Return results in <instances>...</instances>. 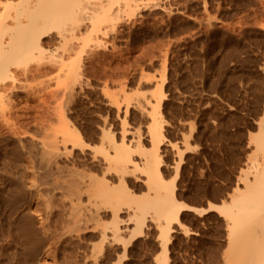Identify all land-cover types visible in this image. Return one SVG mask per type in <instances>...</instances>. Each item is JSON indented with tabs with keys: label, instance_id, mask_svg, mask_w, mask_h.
<instances>
[{
	"label": "rangeland",
	"instance_id": "1",
	"mask_svg": "<svg viewBox=\"0 0 264 264\" xmlns=\"http://www.w3.org/2000/svg\"><path fill=\"white\" fill-rule=\"evenodd\" d=\"M133 4L132 11L122 8L118 17L113 14V19L104 20L97 39L66 37L62 42L55 36L67 33L70 22L65 23L48 32L46 38L55 39L46 41L39 57L26 56L10 66L18 74L13 82L18 89H6L9 94L3 91L0 99V193H9L12 179L19 176L39 182L35 146L55 129H74L75 138L78 134L91 143L100 136L99 127L119 136L124 126L128 136L139 133L140 143L149 148L153 122L137 102L161 91L163 99L156 109L162 125V136H156L160 157L156 177L163 187H155L138 169L139 179L130 177L128 189L138 199L172 190L174 199L188 206L179 214L183 225L172 223L166 264H224L222 221L207 203H217L229 191L241 167L252 100L264 83V0H135ZM54 59L73 64L62 61L60 70ZM109 99L115 103L109 104ZM215 155L221 158V172L216 170ZM38 197L33 204L35 219L46 206V199ZM129 205L136 202L120 208ZM4 206L0 201V264H29L17 220ZM149 212H144L145 224L121 213L118 219L124 229L112 244L92 231L52 243L45 253L46 264H92L95 258L99 264H165L158 259L162 245L158 220ZM110 218L106 215L99 225L109 226Z\"/></svg>",
	"mask_w": 264,
	"mask_h": 264
},
{
	"label": "bare ground",
	"instance_id": "2",
	"mask_svg": "<svg viewBox=\"0 0 264 264\" xmlns=\"http://www.w3.org/2000/svg\"><path fill=\"white\" fill-rule=\"evenodd\" d=\"M134 2L135 0L2 1V8H0L2 9L0 13V99L4 98L3 91L14 90L16 86L13 82L18 74L11 69L12 67L10 68L12 64L24 61L26 56L40 55L46 50V41L51 42L49 40H54L55 37H60L59 40L62 39V42L66 37L97 39L98 33H102L101 30H103L101 23H105L109 18L113 19L115 15L118 17L122 8L125 10L128 8L129 12L132 11L136 7ZM69 22L70 26L66 34L59 33L55 37L46 38L51 29ZM54 61L58 63L56 59ZM64 61L66 64L68 60ZM61 62L57 64L59 67H56L60 70ZM68 63L71 65L72 62ZM76 68L73 72L79 71ZM73 72V76L77 75ZM22 73L24 75V72ZM61 73L63 76V72ZM73 79L75 83L76 79ZM68 81L71 82V79ZM16 87L18 89V86ZM3 93L5 96L9 94L6 91ZM163 95L161 91H158V94L150 96L153 97L152 99H142L137 102L142 114L144 112L149 114L153 122L149 128L152 140H147L149 148H144L140 143L141 135L138 131L139 135L132 133L133 135L128 136L124 126L121 127L119 136L110 135L103 126L99 127L101 129L97 132H100V136H97L98 138L91 143H85L81 140L83 138L78 137V134L75 138L74 129H70L71 132L68 129H55L53 132L45 133L44 137L36 143L37 153L35 155L38 158L36 167L40 173L36 175L34 173V175H40V180L36 179L39 182H34L28 176L23 179L19 176L21 179L19 177L12 179L9 193H0V201L17 220V229L22 237L25 258L29 264H46L47 248L54 242L61 243L65 237L72 234L81 237L92 231L97 233L100 239H106L108 244H112L120 240L124 229H122L121 219H118L121 213L131 214L134 221L144 223L146 219L144 212L150 213L149 210L152 212L151 218L157 219L160 227L162 245L158 259L167 263V244L170 241V232H174L175 228L172 223L183 225L179 214L183 206H188L180 201L181 204H179L174 199L172 190L171 192L167 190L160 192L147 199H138L128 189L130 177H135V181L139 179V174L136 175L138 169L147 174L146 179L153 182L155 187L158 189L163 187L159 178L156 177L160 165L158 162L160 157L156 149L159 147L157 145L159 139L156 138L159 137L156 136H162V125L160 126V116L156 109L160 106ZM5 101H8V98ZM108 102L109 104L115 103L111 99ZM0 103H2L1 100ZM116 108L118 110L119 106ZM251 110L252 122L245 132V149L240 162L241 167L236 170L229 184V191L226 190L222 198L215 200L217 203L207 201L210 210L217 212V217L222 221L220 229L226 236L224 264H264V83L256 88ZM62 123L65 124V122ZM215 162L217 169L214 168L221 172V158L215 155ZM34 168L31 171L38 172L34 171ZM177 168L178 165L176 171ZM205 175L202 173V180L206 178ZM35 176H33L34 179ZM36 196L46 199L43 215L37 219H35L36 211L33 208L37 200ZM130 201H135L136 205H129L125 209L120 208V204H127ZM106 215L111 217L109 226L99 225ZM140 231L132 233L135 236ZM99 261L95 258L92 264H99Z\"/></svg>",
	"mask_w": 264,
	"mask_h": 264
}]
</instances>
